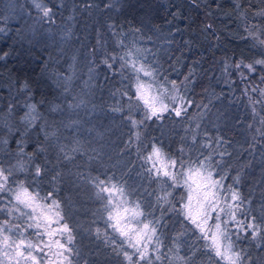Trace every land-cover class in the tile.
<instances>
[{
	"label": "trees",
	"instance_id": "16d2710c",
	"mask_svg": "<svg viewBox=\"0 0 264 264\" xmlns=\"http://www.w3.org/2000/svg\"><path fill=\"white\" fill-rule=\"evenodd\" d=\"M9 2L0 0V29L5 32L9 29L8 33L0 32V57H3L0 59V135L11 136V147L15 146L14 142L23 141L26 151L41 168L40 176H36L35 171L22 170L23 181L28 187L37 186L42 197L51 193V199L59 201L65 222L72 233L77 232L76 241L84 249L86 256L80 257L85 258L83 264H123L126 260L117 252H129L131 249L110 224H102L100 219H105L102 218L105 211L102 215L93 211L98 204L94 203L95 178L110 179L112 183L123 186L125 192L132 193L145 212L143 219L152 221L157 227L162 259L154 260V264H185L180 257L191 258L188 264H225L205 248L208 241L186 219L182 200L176 196L180 191L166 195L164 192L172 188L159 190L158 184L150 178L141 160L152 151V145L161 147L166 156L177 160L178 167L181 161L186 167L198 166L200 161L207 164L206 157L211 156L212 161V154L216 151L219 155L225 153L216 160L220 167L215 174L219 179L224 177L221 181L223 192L226 190L229 194L231 188L240 194L241 200L236 202L240 208L235 211V220L231 221L227 215L229 209L225 208L220 214V223L225 228L227 222L226 231L235 250L244 254L245 264H264V138H253L257 117H253L252 111L244 107L239 97L245 83L228 79L226 73L229 63L242 67L254 64L255 71L251 74L246 71V85L264 84V64H257V61L264 60V46L257 44L252 36L258 32L264 38V0H126L118 9L116 6L106 8L109 0H69L68 3L48 0L54 9L59 10L56 15L58 24L64 19V14L73 10L76 27H71V33H80L85 39V44L81 41L79 44L87 47L89 44L97 45L99 57H108L113 51L117 55L113 60L116 73L110 75L101 66L105 75L98 79L97 84L91 79V88L103 87L108 93L102 100L97 99L100 104L104 102L110 109H120L119 105L124 106L128 100L121 95V90L131 88L126 86L127 82L122 83L121 78L126 75L132 78L135 73L130 67L121 68L123 61L120 57L131 51L130 59L137 61V65L142 62L156 70L155 80H149L157 91L161 86L172 89L175 83L179 96L184 98L183 108L187 109L185 116L176 117L167 112L160 120L144 121L140 130V155L134 156V148L126 142L125 146L113 149L114 155L100 159L101 164L95 161L85 166L84 161L80 164L81 169L74 167L73 171L68 159L60 154V147L50 148L52 141L45 133V130H54L60 136L62 129L67 138L76 135V141H82L81 129L68 118V110L65 109L76 95L75 85L71 80L66 84L65 77L69 58L66 52L70 51L72 44L68 43L69 46L63 50L59 42L48 45L37 33L30 37L25 20L22 21L15 9L12 10ZM70 23L73 25L71 20ZM160 32L170 35L166 47L160 44L163 50L160 54L154 53L149 60L143 57L145 51L140 54L133 50L136 43L146 49ZM53 41H58V38ZM102 41L107 47L100 46ZM125 59L129 57L125 56ZM233 75L236 77V71ZM220 99L227 104L219 121L212 120L206 127H196L191 118L199 114L201 117L211 114V118L213 114L218 115ZM26 103L35 104L36 122L27 123L20 119L21 109ZM6 111L7 115L13 116L6 117ZM257 116L260 118L259 114ZM215 141L217 143L214 144ZM66 171L69 172L67 177ZM87 183L93 188H89ZM86 185L88 193L92 194L84 199ZM74 208H77L76 214L72 213ZM69 214L75 217L69 218ZM237 221L245 226L250 222L259 225V236L253 239L252 231L246 227L241 229ZM78 222L86 230L99 229V236L97 233L83 235L85 229L76 230ZM29 223L33 221L29 220ZM29 229L28 239L37 238L35 233L41 232L40 229ZM94 235H97L98 242L94 239L95 243H91ZM42 239L47 241L45 235ZM175 250L179 251L175 253ZM194 250L196 255L193 257ZM152 253L154 259L155 254ZM81 259L76 264H82ZM136 259L133 256V260Z\"/></svg>",
	"mask_w": 264,
	"mask_h": 264
},
{
	"label": "rangeland",
	"instance_id": "374dc122",
	"mask_svg": "<svg viewBox=\"0 0 264 264\" xmlns=\"http://www.w3.org/2000/svg\"><path fill=\"white\" fill-rule=\"evenodd\" d=\"M61 1L67 2V3L69 2V0H61ZM116 1H117V4H116ZM125 1L126 0H109V3L106 6V8H109L110 6H116L118 9L120 6H122V4ZM8 2L12 10L15 9V11L19 14V16L22 17V21L25 20L24 24H26L25 27L30 37L33 38L35 36V33H37L42 39L46 40L48 45L57 44V42H59L63 50H65V46L68 47L70 43L72 44L71 47L69 46L70 51L66 52V54L69 55V58H68V63L66 65L67 73L65 74V77L67 79L66 84L69 82V80H71V82L75 85L74 87H75L76 95L73 96L74 100L71 101L70 104H67V108L65 109L68 110V115H69L68 118L72 119V121L74 122V125L77 126L79 129H81V134H82L81 140L82 141H79V142L76 141L78 139L76 135L73 137L67 138L66 132H63L62 129L60 130V136H58V134L54 130H50V131L45 130L47 139L49 141H52L50 148L51 147L54 148L56 146L60 147V150H59L60 154L63 155L64 158L68 159L67 161L71 165L72 171L74 167H77V170L78 168L81 169L80 164H83L84 161H85V166L87 164L90 165L92 164V162H95V161L101 164L100 159H105L107 155L109 156L111 154L114 155L115 151L113 149H115L118 146H125L126 142L129 143V145H131L132 148H134L133 149L135 153L134 156L140 155L139 147H140V144H142L141 143L142 137H141L140 130L142 129L143 126H141L142 123H139V121L144 122L150 119H146L147 110L144 107L143 102L136 99L135 76L131 78L128 75H126L121 78V82L122 83L127 82L126 86L130 87L131 89L128 90V88H125L121 90L122 96H124V93H127V95L125 96L128 98V100L127 101L124 100L126 101L125 103H123L124 106L119 105L120 111H118L117 113L114 112L113 108L110 109L106 107V105H104V102L103 104H100V101L97 100V99L102 100V98H104L105 95L108 96V93L105 90V88L102 87V88L94 90L90 86L91 79L94 81L95 84H97L99 82L98 79L102 75H105L104 71L101 69V66L102 68H104V70L106 69L108 71V74L110 75L117 72V70H115L114 68L115 64L113 63V59H111V57L117 58V55L114 53V51L108 57H105V56L99 57L97 54L100 53V50L96 47L97 45L91 46L89 44V46L87 47L86 45L83 46L82 44H79L80 41L83 42V44H85L84 43L85 39H84V35L80 36V33L75 34V35L73 32H72L73 35L71 33V27L72 26L73 28L76 27L74 26L75 22L73 20L75 14L73 10L71 11V9L68 11V13L63 15L64 19H62L58 24L56 23L57 22L56 15L59 13L58 12L59 10L54 9L53 6L50 4V2H48V0H38V2L52 9V12L50 13L49 17H43V13L34 6L33 0H8ZM66 5L64 7H66ZM70 20L71 22H73V25L72 23H70ZM38 30H41V31H38ZM8 32H9V29L6 32L5 30L2 31V33H8ZM156 35L157 34H155V36ZM252 36H254V40L256 41L257 44L259 45L261 44L262 46H264V38L261 34L256 32ZM54 37L56 39L58 38V41L52 42L53 39L56 40ZM78 37H80V39H78ZM169 37H170L169 33L163 34L160 32L158 33L157 37H153L154 39L151 40L153 44H149L146 47V49L144 46L142 47L139 43L138 44L136 43L134 45L133 50L135 52H139L140 54L141 53L143 54L145 51L146 54L143 57L145 59L150 60V57L151 58L154 57L153 55L154 53L160 54L163 51L161 48L166 47L169 44V41H170ZM77 39L78 41H76ZM116 40L118 42L117 38ZM159 41H161V43L157 44ZM102 42L103 43L100 46L104 47L105 42L104 41ZM160 44L162 45V47L160 46ZM100 46L98 44V47ZM105 46L107 47V45ZM59 52L62 53V51H59ZM105 60H108V64H111V68H109L108 64L104 63ZM237 65L239 64L229 63L226 65V73L228 75V79L237 80L239 82L243 81V83H245V85L241 87V92H240L239 97H240V100H242L244 107H247L249 108V111H252V113L254 114L253 117L254 116L257 117L256 118L257 123L256 121L253 120L254 121L253 138L255 136H256L255 137L256 139L258 137L264 138V134H262V132L264 133V115L261 116V113L264 114V110H263L264 109V84L262 86L246 85L245 81L248 77L246 71H248L251 74L257 68L255 67L254 64L253 65L251 64L254 70H249L247 67L245 66L242 67L241 65L237 67ZM234 71H236V77H233ZM141 78L148 83H152L149 80V77L145 78L141 74ZM157 92L158 91L156 90V87H154L153 95H155ZM173 94L175 93H173V90L170 88L168 89V93L164 94V103L169 105V111L167 112L168 114H171V115H175L171 111L172 107L180 106L179 101H177L176 105L171 102L170 96ZM166 95H167V98H165ZM219 101L221 102H220V106L218 107V111H219L218 115L213 114V118H211L212 117L211 114L210 116L208 114V115H204L203 117H201L202 114H199V116L197 115V117L193 116L191 118V121L193 122V124L196 125V127L200 128V127H206L207 122L209 121L213 120L215 122H218L219 121L218 118L222 115V113L223 114L225 113L224 108L227 104V101H224L222 99H220ZM256 101H261V102L256 103ZM64 103H67V101L65 100ZM96 103H98V105ZM33 105L35 106L34 103H26L23 105L21 109L22 115L20 116V119H22L23 121H26L24 117L31 112L30 122H36V110L33 111L31 108V106ZM186 111L187 109L182 108L180 116H185ZM7 113L8 112L6 111L4 115L6 116ZM257 114L260 115V118L257 116ZM12 116L13 115H10V116L7 115L6 117L10 118ZM129 117H131V120L129 119ZM153 118L157 119L156 117H152L151 119ZM133 121L137 122L135 126L133 124ZM27 123H29V121H27ZM66 124L71 126L70 122L66 121ZM61 128H62V125H61ZM186 131H189V129H186ZM137 133L140 134L139 139H137V136H136ZM10 140H11L10 135H8V137L7 135H0V167L4 168L6 171L10 170L12 173V175L9 177V182H8V186L11 189V191L0 193V209H5L4 211H0V224H3V222L7 220L9 221V226H14V225L19 226L18 229L13 227L11 232L6 231L4 233H0V240H2L4 235L10 236V240L8 242L9 244H11L12 241L17 240L20 233H23V236L26 239H28L27 238L28 234L31 231L29 228L27 229V231L24 230L27 224H29V219L23 215L24 212H28L30 211V209H26L23 207V205L17 204V202L15 201L13 197V192L17 190L19 182H23L25 186L28 187L27 183L23 181L22 170H25L31 173L35 171V166H36L33 156L31 155V153H28L26 151L24 142L23 141L14 142L15 146L11 147L9 146ZM258 141L260 142V140ZM215 143L217 142L215 141L214 144ZM153 146H156V145H152V148ZM151 152L152 151L149 152L148 156L151 154ZM212 155L214 156V158L209 163L212 164L211 171L214 174L213 178L219 179L215 173H216V170L220 167L218 165V162L216 161L220 158V155L217 153V151L213 153ZM141 163H144L145 168L150 173V178L153 181H155L156 184H158L157 188L159 190L164 189L166 187L170 189L172 188L170 191L164 192L166 195H170L171 192H174V191L176 192V190L180 191V194H177L176 196L179 197L178 198L179 200H182L181 206L183 207L184 203L187 202V189L181 186L183 183V178L182 176L179 175L183 170H180V167L178 166L175 169H173V171H175L178 174L177 178L180 181V184H177L174 186L173 182L168 177H164L162 175L157 176L155 175L154 170L151 172L149 171V169L152 167V161H146V159L144 158L141 160ZM159 166L160 165L158 163L157 167ZM66 173L67 175L65 177L69 175V172L66 171ZM117 184L120 185L119 183ZM87 185H90L89 188L92 187L91 184L87 183ZM87 185L85 186L86 189L84 188V190H86V192L88 193ZM28 188H29V191H33V192L38 191L37 186H32ZM87 193L84 194L83 196L84 199L89 197V194H92V193H88V194ZM94 195L96 198L94 203L96 204L98 203V204L94 207L95 209L93 208V211L98 212L100 215H102L101 213L105 211L104 217H102L105 219H100V221L102 222L103 225L104 223L111 225V221L108 220V213L105 209V205L107 204V201L105 199H101L97 195V189L94 191ZM104 195H107V194H104ZM226 197L227 199H225ZM134 198L135 196H133L132 193L128 192V195L125 197V199L129 201L130 203L124 206L132 207L133 203L131 202H137L135 201ZM218 201H219V204L216 210L210 211L209 213L210 219L208 221V226H211L216 222L215 217L217 215L220 216L221 208L225 209V208H228V205L234 206L236 202H239V201H233L231 199L230 193L227 194L226 190L223 192V189L219 191ZM37 203L44 204L42 200H38ZM113 203L123 204L124 202L117 195L115 199L113 200ZM14 206L19 207L20 211L19 212L15 211ZM192 206L195 212V209L197 208L196 199H193ZM76 209L77 208H74L73 209L74 211L72 213L76 214V212H78ZM173 209L175 208L173 207ZM9 210H11L10 215H9ZM232 210L236 211L237 209L233 207ZM39 212H40V209L38 208L37 213H34V215L38 214ZM61 214H64V213L62 212ZM70 217L71 218L75 217V215L69 214V218ZM141 219H143V217ZM64 222H65V219L61 223H64ZM95 222L96 221L93 222V225L96 227ZM76 226H77L76 230L85 229L84 227H82L80 222H78ZM134 226H135L134 224L130 225V227H134ZM52 227L54 228L56 227V225H52ZM20 228H23V230L21 231ZM40 230L42 233L44 232L43 228H41ZM195 231L200 232V230L197 228L195 229ZM94 233L95 234L97 233L96 229H87V230L85 229L83 235L94 234ZM76 234L77 232L72 233L74 237ZM94 236L95 237H93V239L91 240V243H95L93 242L94 239L96 241L98 240L97 235H94ZM45 237H47L46 242H50L48 236L45 235ZM54 239H59L61 240L62 243H64L66 240L64 237H61L59 235L54 237ZM28 240H31L33 243H39V240L37 238L28 239ZM79 246L80 245H78L76 238L73 244L69 245V247L73 248V255L71 257L73 264H76L78 259H81L80 257L81 256L83 257L85 255L83 251L84 249ZM40 247H43V244H40ZM57 250L58 249H56L55 246H53V251H57ZM149 250L152 255H153L152 252H154L155 256L156 255L160 256L159 252L158 253L155 252L151 245L149 246ZM134 251L135 250L131 248L129 250V253L132 254ZM178 251L179 250H175V253ZM4 252H8L7 257L4 255ZM33 254L36 255L40 259V264H48L49 261H53V262L56 261V257L52 256L51 252H49L47 248L44 249V252H40L37 249ZM12 257H13V249L5 248L4 245L0 243V260H2L4 264H16L15 259H13ZM17 259H20V264H33V262L30 260L25 261L24 259L18 258V257ZM84 259L85 258L81 259L82 264L85 261ZM141 262L142 261H140L139 264ZM62 264H67V262L63 261ZM123 264H127V261L124 262Z\"/></svg>",
	"mask_w": 264,
	"mask_h": 264
},
{
	"label": "snow or ice",
	"instance_id": "6c2138e0",
	"mask_svg": "<svg viewBox=\"0 0 264 264\" xmlns=\"http://www.w3.org/2000/svg\"><path fill=\"white\" fill-rule=\"evenodd\" d=\"M33 4L43 13V17L50 16L52 12L51 8L44 6L42 3L38 2V0H33ZM2 31L3 29H0V32ZM125 56L129 57V59H125ZM125 56L120 57L121 61H123L121 68L126 66L130 67L135 73L136 99L143 102L147 110L146 119H151L152 117H156L158 120L162 119L163 113L169 111V105L164 103V94L168 93V89L161 86V90L153 95L154 84L144 81L141 78V74L144 77L155 80L156 70L151 68V66L146 67L142 62L137 65V61L130 59L132 56L131 51L126 53ZM2 58L3 57H0V59ZM111 59L115 60L116 58L111 57ZM104 63L108 64V60H105ZM257 63L264 64V60L257 61ZM108 66L111 68V64H108ZM237 67H239V65H237ZM245 67L249 70H254L251 64ZM25 86L27 87V85ZM172 90L175 94L170 96V100L173 104L179 101L180 106L172 107L171 111L176 116H180L182 108L184 107V98L179 96L178 89L174 82L172 84ZM124 95H127V93H124ZM260 102L261 101H256V103ZM31 108L33 111L35 110L34 105L31 106ZM113 110L120 111L119 108ZM30 117L31 112L26 115L24 119L30 122ZM129 119L131 120V117H129ZM136 123V121H133L134 126ZM139 123H143V121H139ZM139 135V133L136 134L137 139H139ZM205 146L210 147V145ZM224 154L223 152L220 153L221 156ZM145 159L146 161H152V167L149 169L150 172L154 170L155 175L168 177L173 182L174 186L180 184L177 178L178 174L173 171V169L177 167V160L166 156L160 147L153 146L151 154ZM206 160L210 162L211 156L206 157ZM158 163L160 165L159 167H157ZM179 167L184 170L179 174L183 178L181 186L187 189V202L184 203L182 211L186 219L190 220L191 223L200 230L201 237L208 241L205 248H207L211 254H214L215 258L224 261L225 264H245L244 254L242 251L235 250L231 236L226 231L227 222H225V228H222L220 216L217 215L215 217L216 222L208 226V221L210 219L209 213L210 211H215L219 204L218 194L224 187L221 183L224 177L221 176L220 179H214V174L211 171V164H206L204 161H200L198 166L189 165L187 167L184 162L181 161L179 162ZM41 171V168L36 166L35 175L40 176ZM11 175L12 173L10 170L6 171L4 168L0 167V193L11 191L8 186L9 177ZM93 183L97 189V195L101 199L107 201L105 209L108 213V220L111 221V227L127 241L129 247L135 250L132 254L121 250L117 252V255H122L127 261V264H139L140 261H145L146 264H154V260L159 261L161 257L156 255L153 259L149 250V246L151 245L155 252L158 253L160 251L161 242L157 236V227L154 226L152 221L146 218L141 219L145 217V212L141 204L139 202H131L133 203L132 207L124 206L130 203L125 199L128 193L125 192L123 186L112 183L110 179L100 180L99 178H95ZM228 191L233 201L241 200L240 194L237 191L231 188ZM117 195L124 202L123 204L113 203ZM51 196L52 194L48 193L44 197H41L38 191H29V188L26 187L23 182H19L17 190L13 192V197L17 204L23 205L26 209H30V211L24 212L23 215L29 220H32L33 223L27 224L24 230L27 231L28 228L44 229L43 233L39 231L35 233L39 243H33L31 240L26 239L23 233H20L17 240L12 241L11 244L8 243L10 236H3L0 243H2L5 248L13 249L12 258L15 259L16 264H20V259H17V257L25 261L30 260L33 264H40V259L33 253L37 249L40 252H44L45 248L51 252L52 256L56 257L55 262L49 261L48 264H62L63 261H66L67 264H73L71 258L73 255V248L69 247V245L73 244L75 237L72 235V229L69 227L68 223H61L64 220V216L61 214L62 209L60 208V203L55 199H51ZM193 199H196L197 204L195 212L192 206ZM225 199H227V197ZM38 200L48 201V203L38 204ZM233 207L239 209L240 204H235L234 206L228 205L229 211L227 215L231 220H235V211L232 210ZM38 208L40 212L34 215V213H37ZM4 210L5 209H0V211ZM15 211L19 212L20 208L15 207ZM220 211L223 212L224 209L221 208ZM10 214L11 210H9V215ZM252 220L255 221V217H252ZM156 223H158V221ZM133 224L135 226L130 227V225ZM237 224L241 229L245 227L250 229L253 239H256L261 232V227L254 222H250L246 226L241 221H237ZM52 225H56V227L53 228ZM13 227L19 228L18 225L9 226V221L6 220L3 224H0V233L6 231L11 232ZM43 235H47L50 242L44 241L42 239ZM57 235L61 237L66 236V241L62 243L61 240L54 239ZM97 235L99 236V229H97ZM40 244H43V247H40ZM53 246L58 250L53 251ZM4 255L7 257L8 252H4ZM195 255L196 250L192 252V256L194 257ZM133 256H136V261L133 260ZM180 259L184 261L185 264H188L191 258L180 257ZM0 264H4V262L0 260Z\"/></svg>",
	"mask_w": 264,
	"mask_h": 264
}]
</instances>
